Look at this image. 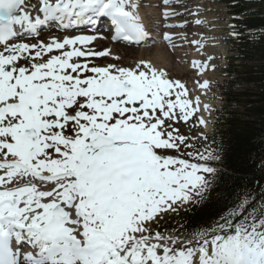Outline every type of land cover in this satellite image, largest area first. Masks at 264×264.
<instances>
[{
    "label": "snow or ice",
    "instance_id": "snow-or-ice-1",
    "mask_svg": "<svg viewBox=\"0 0 264 264\" xmlns=\"http://www.w3.org/2000/svg\"><path fill=\"white\" fill-rule=\"evenodd\" d=\"M212 3L155 6L169 47L200 53L193 95L121 54L154 40L142 0H0V264H264V184L229 182L214 137L182 131L215 111L201 33L247 27L239 0Z\"/></svg>",
    "mask_w": 264,
    "mask_h": 264
},
{
    "label": "trees",
    "instance_id": "trees-1",
    "mask_svg": "<svg viewBox=\"0 0 264 264\" xmlns=\"http://www.w3.org/2000/svg\"><path fill=\"white\" fill-rule=\"evenodd\" d=\"M239 3L238 10L243 12L244 0ZM245 19V29H264V15L255 13ZM261 33L264 31L257 32L254 38L244 34L243 40L235 42L239 43L236 58L246 84L240 91L228 89L222 92L225 105L214 132L209 134V141L214 137L216 144L223 148L224 163L218 166L229 174V182L236 176H250L264 184L261 179L264 173L259 168L264 163V39Z\"/></svg>",
    "mask_w": 264,
    "mask_h": 264
},
{
    "label": "rangeland",
    "instance_id": "rangeland-1",
    "mask_svg": "<svg viewBox=\"0 0 264 264\" xmlns=\"http://www.w3.org/2000/svg\"><path fill=\"white\" fill-rule=\"evenodd\" d=\"M205 2L208 4L209 9H214L212 0H205ZM224 2L235 3L236 0H224ZM157 3L158 0H142V4L144 5V7L142 9L141 15L145 17L144 23L148 24V26L150 27L151 34L154 40L149 41L147 44H144L139 48L119 46V50L122 51L123 49L124 51H126L127 55L125 59L128 60L129 58L133 59L132 56L137 55L138 52L158 47V50L155 49L159 54L156 55V60L158 63H156V65L164 66L169 71L173 79H179L181 82L185 83L189 92L194 95L199 90V87L196 84L198 73L192 68L191 61L193 59L201 58L200 53H198L193 47H190L186 44L183 47H177L175 50H173L169 47L167 42L161 38V29L158 21L156 20L155 6ZM244 4L245 5L243 13L245 16L248 17L255 13L264 15V0H244ZM204 15L209 20H214L218 15L224 16L225 13H218L215 10H210L205 12ZM218 23L222 24L223 20L218 21ZM196 31L197 30L195 28H192L189 31L190 39L193 37V33H195ZM248 31L250 30H244V34H246L247 36ZM251 31L257 34V32H263L264 29ZM226 33L227 29L222 30L220 28H216L214 30H205L201 33V35L209 38L207 39V52L216 57L214 63L217 65V68L214 72L209 71V75L207 77H204L212 82V89L211 92H209L206 96L202 95L201 98L204 102L210 104L215 109V111H212L210 116L207 113L203 114L206 119H210L211 121L207 129H204L202 127L192 128L191 125L183 126L182 131H184L186 134L195 136L198 135V133L201 131H207L208 134L211 133V131L214 129V124L219 116V112L225 105L222 92L228 89L240 91L245 87V79L242 73L240 74L241 65L239 60L236 58L239 54V49L237 46L239 43H235L236 41L230 38L225 39ZM211 37H217V39L213 40L211 39ZM176 43L179 45L180 41L177 40ZM145 59L149 60L147 58ZM183 74H185V76ZM193 81H195V83Z\"/></svg>",
    "mask_w": 264,
    "mask_h": 264
},
{
    "label": "bare ground",
    "instance_id": "bare-ground-1",
    "mask_svg": "<svg viewBox=\"0 0 264 264\" xmlns=\"http://www.w3.org/2000/svg\"><path fill=\"white\" fill-rule=\"evenodd\" d=\"M101 32H105L104 30H100ZM47 32V31H46ZM46 32H43L42 33V35H45L46 34ZM219 42V41H218ZM109 46V45H108ZM110 47H112V45L110 46ZM158 47H156V48H151L150 50H143V51H141V52H138L137 53V55H135V56H132V58L134 59H141V58H143V59H145V58H147V59H149L150 61H152L154 64H156L157 63V56L156 55H159L158 53H157V49ZM208 48V47H207ZM155 49H157V50H155ZM121 52V54L124 56V58L126 57V55H127V53H126V51H124L123 49H122V51H120ZM194 52V51H193ZM164 53V52H163ZM161 55V54H160ZM192 56V55H191ZM190 56V57H191ZM159 58H160V56H159ZM131 58H129L128 60H126L127 62H131L133 59H131ZM162 59V58H161ZM156 62H155V61ZM189 62V61H188ZM158 64V63H157ZM187 68V67H186ZM196 71V70H195ZM184 76H185V74H183ZM197 77V76H196ZM212 77V76H211ZM196 80V79H195ZM194 83H195V81H193ZM193 83V84H194ZM197 84V83H196ZM198 85V84H197ZM191 86H193V85H191ZM196 86V85H195ZM199 87V86H198ZM196 88V87H195ZM193 90H195V89H193Z\"/></svg>",
    "mask_w": 264,
    "mask_h": 264
}]
</instances>
